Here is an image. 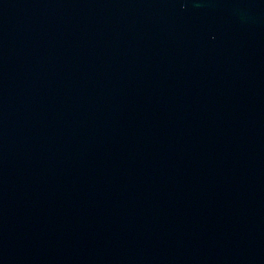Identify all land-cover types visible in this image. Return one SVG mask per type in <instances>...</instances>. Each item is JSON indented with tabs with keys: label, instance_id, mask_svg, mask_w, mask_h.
Wrapping results in <instances>:
<instances>
[{
	"label": "water",
	"instance_id": "1",
	"mask_svg": "<svg viewBox=\"0 0 264 264\" xmlns=\"http://www.w3.org/2000/svg\"><path fill=\"white\" fill-rule=\"evenodd\" d=\"M0 264H264V0H0Z\"/></svg>",
	"mask_w": 264,
	"mask_h": 264
}]
</instances>
